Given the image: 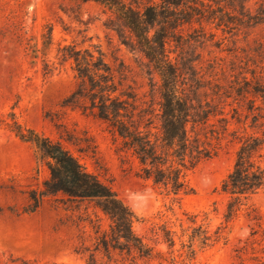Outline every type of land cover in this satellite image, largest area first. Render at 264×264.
I'll return each mask as SVG.
<instances>
[{
	"label": "rangeland",
	"instance_id": "obj_1",
	"mask_svg": "<svg viewBox=\"0 0 264 264\" xmlns=\"http://www.w3.org/2000/svg\"><path fill=\"white\" fill-rule=\"evenodd\" d=\"M157 1V0H152ZM264 0H248L256 12ZM51 27L53 42L46 56H32L28 39L42 47V33ZM180 47L171 42L176 56L191 60L181 81L194 102L215 104L223 114L196 123L192 138L211 157L186 171L191 193L175 196L152 180L138 175L139 162L123 147L108 125L79 108L63 106L78 84L73 60L63 61L59 47L100 50L104 59L124 70V83L138 98L143 123L160 132L161 79L129 29L114 13L92 0H0V258H16L17 264H87L97 237L111 220L93 201L69 200L63 193L46 196L34 212L24 211L29 193L43 189L50 177L35 146L22 141L9 123L14 117L24 126L70 150L86 167L110 184L137 214L135 232L153 248L151 257L133 258L119 251L109 260L96 252L102 264H264V189L253 195L237 215L225 217L228 196L221 181L232 168L239 137L245 124L232 115L243 112L247 100L234 87L251 69L264 81V22L238 26L229 32L213 23L185 24L179 29ZM50 71L45 73L44 61ZM123 64V65H122ZM227 117V130L222 129ZM244 118V114H242ZM191 130V125H189ZM260 217L261 226L248 213ZM202 226L215 235L219 227L227 240L202 246L194 242L189 252V233ZM252 227L258 233L251 235ZM96 230H99L98 232ZM175 244L170 246L167 231ZM88 248L89 250H85Z\"/></svg>",
	"mask_w": 264,
	"mask_h": 264
},
{
	"label": "trees",
	"instance_id": "obj_2",
	"mask_svg": "<svg viewBox=\"0 0 264 264\" xmlns=\"http://www.w3.org/2000/svg\"><path fill=\"white\" fill-rule=\"evenodd\" d=\"M87 1V0H83ZM109 9L129 29L134 40L148 58L161 79V124L160 132L154 133L143 123L144 115L139 110L138 98L130 86L124 83V70L113 67L104 59L100 50L77 49L74 44L59 47L60 58L73 60L78 78L74 91L67 96L63 106L79 108L104 121L122 140L123 147L132 151L139 162L138 175L167 190L175 196L192 192L185 175L202 159L211 157L206 147H201L192 138L193 126L206 123L211 117L223 114L222 109L210 101L205 106L188 97L182 85L184 69L192 71L191 60L181 52L170 48L171 42L180 47L179 29L185 24L213 23L229 32L238 26H256L264 22V4L256 12L246 8L248 0H92ZM53 42L51 27L42 33V47L35 37L28 39L32 56H46ZM45 73L50 71L49 61L44 58ZM123 65V64H122ZM252 78L247 75L234 87L236 96L247 100L243 112L235 108L233 118L244 123V133L239 137L234 164L220 184V192L228 196L225 217H235L249 199L264 189V81L258 79L255 69ZM244 114V118H242ZM222 129L227 130V117ZM15 134L25 142L32 143L38 158L46 163L50 177L43 189L29 193V204L24 211L34 212L49 195L63 193L69 200H88L102 210L111 220L108 230L103 231L91 251L87 264H102L96 252H102L109 260L112 252L127 253L133 258L151 257L153 248L134 230L138 220L134 210L97 174L89 171L80 160L60 141L43 135L34 128L24 126L12 118L9 123ZM191 125V130H189ZM251 220L261 226L257 214L248 213ZM97 232L99 230H96ZM259 231L252 227L251 235ZM172 231L168 230L170 246L175 244ZM264 239V229H263ZM188 250L195 254L194 242L202 246L210 242L227 240L221 227L215 235L202 226L189 233ZM85 250H89L85 248ZM9 258L0 264H17ZM26 264V263H24Z\"/></svg>",
	"mask_w": 264,
	"mask_h": 264
}]
</instances>
